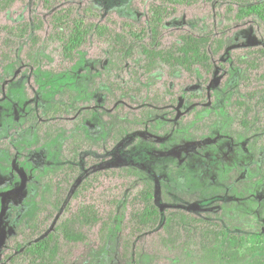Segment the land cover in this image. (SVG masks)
<instances>
[{
    "label": "rangeland",
    "instance_id": "obj_1",
    "mask_svg": "<svg viewBox=\"0 0 264 264\" xmlns=\"http://www.w3.org/2000/svg\"><path fill=\"white\" fill-rule=\"evenodd\" d=\"M149 1L55 0L59 7L76 6L80 12L91 7L104 23L127 19L140 24L146 21ZM228 4L197 0L180 6L164 24L166 42L177 31L212 32L225 41L208 75L199 70L191 76L181 70L172 75L156 71L146 78L132 74L135 63L127 66L125 75L116 74L124 89L111 90L104 80L106 51L92 42L68 66L53 43L36 50L39 66L26 64L19 51L25 40L18 41L14 61L0 59V264L18 227L29 221L41 202H48L53 176L67 164L75 165V184L94 170L138 168L152 181L161 213L183 209L219 220L232 232L264 231V135L240 127L230 111L236 98L263 85L256 78L264 73V63L252 72V80L244 82L239 60L249 49L264 47V29L251 18L224 19ZM33 13L44 21L40 36L45 38L51 12L42 0L16 2L0 13V26L30 21ZM56 101L69 106L63 117L67 125L42 144L31 119ZM77 119L94 146L72 163L65 146L77 131L70 121ZM113 132L119 135L116 142L110 139ZM102 183L97 192L126 193L119 180L105 178ZM127 211L123 200L104 242L91 238L78 245L70 264H129L119 257ZM138 239L139 264H154L147 236Z\"/></svg>",
    "mask_w": 264,
    "mask_h": 264
},
{
    "label": "trees",
    "instance_id": "obj_2",
    "mask_svg": "<svg viewBox=\"0 0 264 264\" xmlns=\"http://www.w3.org/2000/svg\"><path fill=\"white\" fill-rule=\"evenodd\" d=\"M23 1L26 0H0V13ZM194 1L197 0H150L146 5V21L140 24L127 19L104 23L91 7L80 12L76 6L59 7L55 0H42L45 9L51 12L47 36H40L45 29L44 21L34 13L30 21L3 24L0 59L6 63L14 61L18 41L25 40L19 51H23L26 64L39 66L36 50L53 43L62 63L68 66L77 59V52L92 42L106 51L108 71L104 80L111 90L124 89L115 77L125 75L128 65L131 68L137 65L131 70L134 76L141 74L146 78L156 71L172 75L181 70L191 76L199 70L208 75L225 46L221 37H215L212 32L190 31L171 32L170 42L164 37L165 21L175 16L180 6H189ZM228 3L224 19L251 18L264 29V0H228ZM245 55L239 61L242 80L249 82L252 72L263 66L264 47L249 49ZM256 79L263 85L236 98L230 111L240 127L252 128L263 136L264 73ZM65 97L71 101V92ZM68 107L67 103L56 101L43 114H33L31 120L42 144L50 142L58 128L66 127L63 117ZM70 123L77 131L67 139L65 152L75 163L78 154L94 145L83 134L79 119ZM117 128L124 132L121 126ZM110 139L116 142L119 135L113 132ZM75 174L74 164H67L54 174L48 202H41L29 221L18 227L3 264H70L78 245L91 238L104 242L116 207L123 200L128 205L119 251L124 262L139 264L142 246L138 238L147 236L154 264H246L249 261L264 264V231L232 232L219 220L183 209L161 213L154 201L152 181L138 168L121 165L94 170L77 184ZM261 176L264 179V162ZM105 178L119 180L126 193L113 196L97 192L103 188Z\"/></svg>",
    "mask_w": 264,
    "mask_h": 264
}]
</instances>
